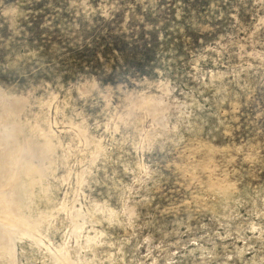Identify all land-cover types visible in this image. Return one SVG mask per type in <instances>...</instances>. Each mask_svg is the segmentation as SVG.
<instances>
[{"label":"rangeland","instance_id":"374dc122","mask_svg":"<svg viewBox=\"0 0 264 264\" xmlns=\"http://www.w3.org/2000/svg\"><path fill=\"white\" fill-rule=\"evenodd\" d=\"M0 264H264V0H0Z\"/></svg>","mask_w":264,"mask_h":264}]
</instances>
